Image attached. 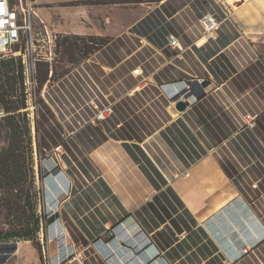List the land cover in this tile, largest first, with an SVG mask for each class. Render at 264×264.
I'll return each mask as SVG.
<instances>
[{
  "label": "crops",
  "instance_id": "1",
  "mask_svg": "<svg viewBox=\"0 0 264 264\" xmlns=\"http://www.w3.org/2000/svg\"><path fill=\"white\" fill-rule=\"evenodd\" d=\"M59 1L37 13L54 34L106 41L44 87L67 95L57 93L51 108L59 148L83 153L92 143V153L109 151L111 142L125 159L115 165L122 181L105 182L110 208L70 210L86 223L48 244L52 263L264 264V0H214L225 2L229 16L208 40L192 7L197 0H174L178 8L160 0L148 9ZM182 93L189 104L179 112ZM83 99L98 108L86 109ZM68 105L73 131L61 125ZM104 108L107 118L95 122ZM157 152L177 154L173 171L191 166L190 178L162 172L148 155ZM59 215L61 231L68 216ZM76 251L83 260H67ZM40 253L31 241L0 243V264H41Z\"/></svg>",
  "mask_w": 264,
  "mask_h": 264
},
{
  "label": "rangeland",
  "instance_id": "2",
  "mask_svg": "<svg viewBox=\"0 0 264 264\" xmlns=\"http://www.w3.org/2000/svg\"><path fill=\"white\" fill-rule=\"evenodd\" d=\"M30 1L35 3L37 13L40 8L63 3L59 0L54 2L56 4H46L44 0ZM11 2L13 4L15 0ZM158 2L160 1L68 0L62 6L108 4L122 9L136 7L148 9V7L158 6ZM172 3L176 8L180 7L174 0ZM55 18L53 16L52 22H57ZM80 19L85 21L84 16H80ZM78 22L82 24L81 21ZM105 42L104 38H96V36L56 34L57 56L53 65L52 80L63 76ZM1 62L3 66L0 64V109L7 115L0 119V172L2 174L0 181L3 182L0 184V243L15 244L22 242L25 238L38 246L42 243L46 248L49 243L54 245L57 238H64L63 231L73 226L85 225V217L74 218L70 210L84 213L89 209L96 211L101 208H110L107 202L112 197H108L110 190L105 182L111 180V183L115 185L118 181H122L123 176L119 174L115 165L121 164L125 158L124 154L117 150V145L111 142L107 143V146L111 147L109 151L103 146L92 153H90L92 143H89L90 146L88 145L83 153L74 151L72 147H69L70 144L59 148L62 142L56 136L62 131L60 125L54 120L51 109L56 107L58 95L53 101L49 100V91H47L38 100L33 98L27 103L21 59L11 55L8 57L0 55ZM36 68L37 94L39 95L42 87L45 84L49 85L46 83L48 71L43 63H37ZM47 94L48 96L44 97ZM59 94L63 96L64 91ZM85 101L88 105L86 109L98 108L95 102H93L95 108L89 105L90 99ZM12 107L18 111H13ZM69 107V105L61 107L64 109V118L61 123L63 127H68L71 123L69 114L65 115ZM94 121L92 125H96ZM69 130L73 131L74 128L70 127ZM148 155L159 162L161 171L169 177L173 175L190 178L191 166H187L185 170L174 169L173 171L177 154L176 157L172 153L161 152L148 153ZM200 159L198 157L191 162L194 164ZM58 170L64 175L57 177ZM93 180L95 181L92 182ZM112 208H116V205ZM61 211L73 222L71 223L68 218L62 220V230L59 232L56 224L61 219L59 217ZM65 236L68 237L66 232ZM40 262L42 264L41 253Z\"/></svg>",
  "mask_w": 264,
  "mask_h": 264
},
{
  "label": "built area",
  "instance_id": "3",
  "mask_svg": "<svg viewBox=\"0 0 264 264\" xmlns=\"http://www.w3.org/2000/svg\"><path fill=\"white\" fill-rule=\"evenodd\" d=\"M197 1L201 5L193 4L192 7L198 16L201 38L208 40L213 33L219 30L224 22L228 21L229 11L224 1ZM34 4L30 0H15L13 4L11 0H0V6H2V11H0V55L3 57L11 55L14 58L21 59L23 65V87L27 103L31 102L33 98L38 100L44 93V87L47 85L45 84L42 87L38 95L36 64L43 63L47 67L48 80L46 83H48L51 80L53 65L57 56L56 34L39 17ZM167 42L171 47L177 49V51L181 52L183 50L175 37L168 35ZM139 72L140 68H136L133 71L135 75H138ZM186 88L187 92H189V87ZM185 94H179L176 97V101L181 100L189 103V100L185 98ZM108 113V108L98 110L94 120L100 122L107 118ZM6 115L4 110L0 109V119ZM246 118L248 119V116ZM47 248L42 243L40 244L42 264H53L48 255ZM246 251V249H242L240 252L243 254ZM72 256L67 257V260L70 258L83 260L81 251H76ZM231 264H238V262H232Z\"/></svg>",
  "mask_w": 264,
  "mask_h": 264
},
{
  "label": "bare ground",
  "instance_id": "4",
  "mask_svg": "<svg viewBox=\"0 0 264 264\" xmlns=\"http://www.w3.org/2000/svg\"><path fill=\"white\" fill-rule=\"evenodd\" d=\"M67 82H69L68 80H67ZM87 86V85H86ZM47 92V91H46ZM57 93H63V87H60V86H58V87H56V88H53L52 90H50L49 92H48V94H49V96H48V94L45 96L44 95V97H49V100H54L55 99V97H56V95H58ZM94 101H92V100H90V104L89 105H93V108H95V103H93ZM83 106L84 107H88V105H87V103H86V101H85V99L83 100ZM95 109H97V108H95ZM83 111V110H82ZM111 112V111H110ZM105 120V119H104ZM66 121V120H65ZM75 260V259H74ZM77 261V260H76Z\"/></svg>",
  "mask_w": 264,
  "mask_h": 264
},
{
  "label": "water",
  "instance_id": "5",
  "mask_svg": "<svg viewBox=\"0 0 264 264\" xmlns=\"http://www.w3.org/2000/svg\"><path fill=\"white\" fill-rule=\"evenodd\" d=\"M188 102L187 101H177L176 104H175V109L179 112H182L186 109V107L188 106ZM14 249V247H13Z\"/></svg>",
  "mask_w": 264,
  "mask_h": 264
},
{
  "label": "trees",
  "instance_id": "6",
  "mask_svg": "<svg viewBox=\"0 0 264 264\" xmlns=\"http://www.w3.org/2000/svg\"><path fill=\"white\" fill-rule=\"evenodd\" d=\"M156 1H160V0H156ZM102 45H103V44H101L100 47H101ZM0 64H1V66H3V63H2V62H1ZM12 109H14L13 111H18V109L14 108V107H12ZM26 133H27V132H26ZM8 152H9V151H8ZM5 153H6V152H5ZM30 162H31V161H30ZM1 175H2V174H1V172H0V179L2 178ZM0 184H3V182L0 181ZM50 222H51V221H50ZM23 241H31V240H30V239H25V238H24ZM31 242H32V241H31ZM34 244H35V243H34ZM35 245H36V246L38 247V249L40 250V246H38L37 244H35Z\"/></svg>",
  "mask_w": 264,
  "mask_h": 264
},
{
  "label": "snow or ice",
  "instance_id": "7",
  "mask_svg": "<svg viewBox=\"0 0 264 264\" xmlns=\"http://www.w3.org/2000/svg\"><path fill=\"white\" fill-rule=\"evenodd\" d=\"M0 11H2V6H0Z\"/></svg>",
  "mask_w": 264,
  "mask_h": 264
}]
</instances>
